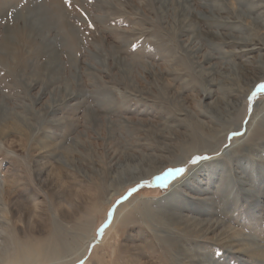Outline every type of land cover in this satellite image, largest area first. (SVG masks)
I'll return each instance as SVG.
<instances>
[{"label":"rangeland","instance_id":"1","mask_svg":"<svg viewBox=\"0 0 264 264\" xmlns=\"http://www.w3.org/2000/svg\"><path fill=\"white\" fill-rule=\"evenodd\" d=\"M226 1L234 24L190 23L219 41L172 0H0V264H264V50L235 52L264 25L233 14L264 8ZM145 153L182 161L117 186Z\"/></svg>","mask_w":264,"mask_h":264},{"label":"bare ground","instance_id":"2","mask_svg":"<svg viewBox=\"0 0 264 264\" xmlns=\"http://www.w3.org/2000/svg\"><path fill=\"white\" fill-rule=\"evenodd\" d=\"M158 1H160V4H161L160 7L161 8L167 7L168 4H169V0H158ZM237 1L239 3L242 2V1H244L246 3L247 2H252L251 3L252 5L250 6V9L248 10L249 12L250 11H256V10H262L261 9L262 7L264 8V6H262V4L259 6V5H257L258 3H256L258 1L264 2V0H237ZM172 3H174L175 11L177 12V16H178V21L177 22L179 23V26L183 25L182 27L184 28V30L186 32H190L191 31L192 33H194V37H198L199 38V36L203 35V36H206L207 38H210L211 40H217L218 39L219 41H221V40L223 41L225 39L224 33L218 32V31H204L202 29H198L197 25L199 23H201V21H206V22H209V23H211L213 25L215 24L216 27H220V26L222 27V26H225V25L230 24V23L234 24L236 22V21L233 22L234 18H233V20H231L232 18L230 16H227V17L223 16L224 14H227V15L230 14L229 9H227L228 7H226V3H227L226 0H205L204 2L200 3V7L202 8L201 10L196 9V8L193 9L194 7L192 6V4H191V2L189 0H172ZM43 9L44 8H39L38 11L39 12L41 11L40 13H38V11H36V12H34L32 14V17L34 19L33 22L36 25H38V26H41L44 22L48 21V18H46V16H45V12L46 11H43L44 13H42ZM206 9H208V10H206ZM233 14L236 15L237 19H240L239 20L240 22L245 21L247 23V25L251 26L252 28H259V27L264 25V22H263L264 21L263 20L264 10L257 17L256 16L252 17V16L246 14V12L241 11L240 9L239 10L238 9L233 10ZM241 19H243V20H241ZM193 20L196 21V23H197L195 28H191L190 27L191 26L190 23ZM255 38L254 37L253 38H239V40L235 41V42L237 44L244 45L247 48H245V49L243 48L240 51H238V52L235 51V52L236 53L245 52L246 54H248L250 52H254V51H256V48H253L251 46L252 45H256V44L260 45L261 49L264 50V36L262 35V37H260L259 41L257 40L259 43H254L255 40L257 39V38L255 39ZM201 49H202V46L197 44L195 51L199 52V51H201ZM203 57L206 58V59H210L211 54L207 52V53L204 54ZM250 59H254V56H249L248 59H247V62H251V61H249ZM255 60H256V62L259 65L258 67L260 69H264V53L259 54V56H257V58ZM233 68H235V67H233ZM256 82L257 81H253L252 83L255 84ZM250 86H252V84H250ZM70 96H72V94L68 95V97H70ZM231 106H232L231 102L230 101H228V102L226 101L224 108H228V110H229V108ZM159 150L164 152V153H166V152L168 153V152L171 151V148L169 146H167V145L166 146H162V147L159 146ZM167 158H169V157L163 158L162 155L153 156L150 153L149 154H146V153L145 154H141L139 156L131 155L130 158H129L130 161L128 162V164H122L120 166L121 169L119 171H117L114 180H115L116 183H118L117 186L125 187V185L133 182L134 180L142 179V178H145V177H147V176H149V175H151V174H153L155 172H158L162 167L166 166L171 161H174L176 163H180L182 161V160L178 161L177 159L173 160V159H170V158H169V160H166ZM163 159H164V161H162ZM113 187H114L113 185L112 186L110 185L109 190H112ZM114 196H115V194L113 193V194H110L109 197H111V199H112ZM124 211L125 210H124L123 207H121L118 210V212H117V220L121 216L124 215ZM123 221L124 220H122V223H123ZM166 225L173 226L176 229H182V228L183 229H187V230L192 231V232H202V231L213 232V231L225 226V224H223V222L220 221V220H203V219L202 220L201 219L198 220L196 218L189 219V218H185L184 216L175 215V214L169 215L168 219L166 220ZM180 226H181V228H180ZM222 230H223V232H226V231L230 232V230H228V228H226V227L222 228ZM173 238H172L173 242L176 243L177 240H175V238L174 239ZM238 239H242V238L239 237ZM168 241H170V240H168ZM52 243H53V241H52ZM170 246H172V245H170ZM39 248H40V246H39ZM40 253H41V250H40ZM184 254H189V253L186 252ZM199 264H210V263L202 262V263H199Z\"/></svg>","mask_w":264,"mask_h":264},{"label":"snow or ice","instance_id":"3","mask_svg":"<svg viewBox=\"0 0 264 264\" xmlns=\"http://www.w3.org/2000/svg\"><path fill=\"white\" fill-rule=\"evenodd\" d=\"M260 88H264V84L260 85ZM193 163H195V159L193 160ZM185 171H186V169H184V168L175 169L176 173H183ZM172 174H173L172 172L167 173V175H172Z\"/></svg>","mask_w":264,"mask_h":264}]
</instances>
